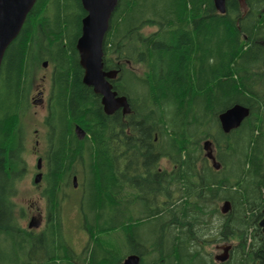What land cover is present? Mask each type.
<instances>
[{
  "label": "trees",
  "instance_id": "obj_1",
  "mask_svg": "<svg viewBox=\"0 0 264 264\" xmlns=\"http://www.w3.org/2000/svg\"><path fill=\"white\" fill-rule=\"evenodd\" d=\"M245 3L244 12L226 0L220 13L212 0H118L102 61L130 110L106 114L82 82L80 0H36L0 67V264H118L130 253L139 264H264V0ZM40 60L51 83L47 215L35 230L12 216V185L24 170L12 129L23 75ZM234 103L249 114L225 133L218 114ZM67 187L82 191L87 241L78 254L61 224ZM226 240L234 241L228 258L216 261L205 245Z\"/></svg>",
  "mask_w": 264,
  "mask_h": 264
},
{
  "label": "water",
  "instance_id": "obj_2",
  "mask_svg": "<svg viewBox=\"0 0 264 264\" xmlns=\"http://www.w3.org/2000/svg\"><path fill=\"white\" fill-rule=\"evenodd\" d=\"M215 9L225 12L226 0H212ZM240 8L245 12V0H237ZM36 0H0V67L4 53L10 42L19 33L28 12L33 7ZM81 6L85 11L81 18V31L76 40V50L78 52L79 65L83 69L82 82L92 88V91L100 96L102 109L106 114H112L118 109L129 112L130 107L125 95H119L113 88L111 79L116 77L115 70H106L103 67V42L105 34L109 29V23L118 0H80ZM44 61L42 66H46ZM249 114V108L240 103H234L218 114V121L223 132L227 133L240 126L244 118ZM78 135H83L84 131L78 126L75 127ZM202 147L205 156L211 161V165L218 169L220 163L216 160L213 153L212 142L204 140ZM36 168H41V158L37 159ZM41 172L34 176V183H38ZM73 186H76V176H73ZM230 208L229 201L222 202L220 210L226 213ZM259 226L263 227L264 217L259 221ZM39 221L32 218L28 227H37ZM222 252L214 255L216 261H224L228 258L230 244L221 245ZM140 256L137 253L128 254L118 264H139Z\"/></svg>",
  "mask_w": 264,
  "mask_h": 264
},
{
  "label": "rangeland",
  "instance_id": "obj_3",
  "mask_svg": "<svg viewBox=\"0 0 264 264\" xmlns=\"http://www.w3.org/2000/svg\"><path fill=\"white\" fill-rule=\"evenodd\" d=\"M153 27H148L145 29L146 32L152 31ZM41 61V60H40ZM46 60H42L39 62V64L34 63L32 65V72L31 74L39 76L41 74H50V63H48L46 66H42V62ZM26 79V80H25ZM5 78H2V82L0 81V92L3 93L4 90V84H5ZM25 80V84L27 83L28 79L23 77L22 81ZM48 84V82H47ZM49 85H45L46 90L49 91ZM38 114L43 112L39 107L37 108ZM24 118H22L20 121L17 119L16 126L20 124V126H23L22 132L25 135V138H21V148H20V155L23 161L24 170L21 171L19 178L15 181V183L12 185V191L13 195H11V200L13 202V211L12 216L14 221L19 225L21 228H28V222L31 219L32 215H35L38 217V214L41 218V223L37 228L34 229H40L43 225V223L46 220L47 215V209H46V201L45 196L43 194L44 187H45V166L44 161H41V168L38 170L36 168V163L38 156H41L40 153L42 151H39L42 149V144H39L36 146V150H33L32 147V139H29L28 135V128L25 124H21V121ZM15 126V127H16ZM15 127L12 130H15ZM46 152V150H45ZM38 153V154H37ZM44 154V153H43ZM162 166L166 168H170L171 164L167 160H162L161 162ZM41 172V177L38 183H34L33 179L34 176L37 174V172ZM78 187V185H77ZM76 187V188H77ZM74 188V189H76ZM67 198H64L61 205V212H62V229L65 239L69 242V244L72 246L74 251L78 254L81 252L82 248L85 246V243L87 241V234L85 230L82 228V220L80 217L79 207H78V201L79 198L82 195V191L72 190V188L67 187L66 188ZM222 201L219 202L218 206L221 207ZM152 224L156 225V222H152ZM150 226V225H149ZM149 226H144L149 227ZM153 226L151 225V228ZM157 228V226H155ZM16 239L15 237H13ZM1 239V237H0ZM230 244L231 248L234 244L233 240H226V241H218V242H212L207 245H205V250L207 253L214 259L215 254H220L222 252V249L220 248L221 245ZM39 248L38 251L43 250V242H39ZM0 249H5V246L0 243Z\"/></svg>",
  "mask_w": 264,
  "mask_h": 264
},
{
  "label": "flooded vegetation",
  "instance_id": "obj_4",
  "mask_svg": "<svg viewBox=\"0 0 264 264\" xmlns=\"http://www.w3.org/2000/svg\"><path fill=\"white\" fill-rule=\"evenodd\" d=\"M244 37L245 35H243V38ZM23 77L27 78L28 81L26 84H25L26 79L22 81V83L20 84V89L18 90L17 111L19 114L18 115L19 121L22 118H24L21 121V124H25L26 122H28L26 123V126L28 128L29 139H32L33 141L32 143L33 150L37 151L36 146H38L39 144H42V149L39 150V151H42V153H40L41 156H38V158H41V161H45L44 156H45V150H46V145H47V135H48V125L45 122V118L48 115L49 94H50V85H49V91L46 90L45 85H48L51 83V74L49 75L41 74L39 76H36V75L31 74V72H29L28 75L24 74ZM38 107L41 110H43L42 113L40 111V113L38 114V111H37ZM22 128L23 126H20L19 124L18 126L15 127V130H14L17 135V138L20 139V142H21L22 137L25 138L24 133L21 131ZM44 166H45V163H44ZM32 218L39 221V224L41 223V218L39 214H38V217L35 215H32L31 219ZM37 227H32V228L34 229Z\"/></svg>",
  "mask_w": 264,
  "mask_h": 264
}]
</instances>
